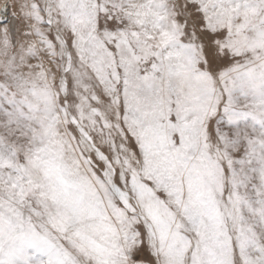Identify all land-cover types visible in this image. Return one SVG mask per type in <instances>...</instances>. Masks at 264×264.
<instances>
[{
    "label": "snow or ice",
    "instance_id": "obj_1",
    "mask_svg": "<svg viewBox=\"0 0 264 264\" xmlns=\"http://www.w3.org/2000/svg\"><path fill=\"white\" fill-rule=\"evenodd\" d=\"M0 264H264V0H0Z\"/></svg>",
    "mask_w": 264,
    "mask_h": 264
}]
</instances>
